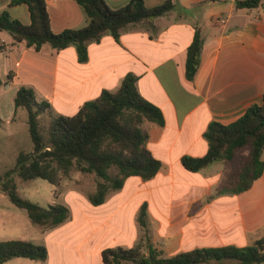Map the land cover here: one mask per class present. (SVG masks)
I'll list each match as a JSON object with an SVG mask.
<instances>
[{
	"label": "crops",
	"instance_id": "1",
	"mask_svg": "<svg viewBox=\"0 0 264 264\" xmlns=\"http://www.w3.org/2000/svg\"><path fill=\"white\" fill-rule=\"evenodd\" d=\"M104 1L117 10L130 0ZM163 1L143 0L147 8ZM236 1L243 0H173L172 11L157 18L152 28L131 25L117 39L106 34L89 43L84 63L78 61L74 46L60 51L43 46L35 51L0 32V41L7 45L0 52L5 75L0 80L3 84L12 75L4 89L12 91L13 98L20 87H30L38 100L49 103L54 115L73 116L103 91H116L131 74L139 94L163 117L161 126L145 123L146 147L161 164L157 174L149 180L127 178L99 206L74 197L75 213L62 225L41 231L46 262L64 264L66 254L73 251L78 264H95L102 262L101 252L107 248L134 247L144 235L137 220L143 205L149 244L165 257L199 248L245 247L264 237V170L247 191L218 195L221 163L196 173L181 164L183 157L207 153L204 132L209 123H233L248 107L261 103L264 0L251 9H237ZM9 2L0 0V13L6 11L28 25L27 6H9ZM45 2L53 33L86 25L74 0ZM196 30L203 45L198 69L189 81L184 74L185 55ZM18 110L13 106L6 122L14 123ZM80 231L83 235L70 245L69 238Z\"/></svg>",
	"mask_w": 264,
	"mask_h": 264
},
{
	"label": "trees",
	"instance_id": "2",
	"mask_svg": "<svg viewBox=\"0 0 264 264\" xmlns=\"http://www.w3.org/2000/svg\"><path fill=\"white\" fill-rule=\"evenodd\" d=\"M82 9L86 25L79 29H66L53 33L45 0H10L9 6L26 5L30 23L24 25L8 12L0 13V32H6L14 43L39 51L49 46L55 51L74 46L77 59H88V44L109 34L117 39L127 26L145 25L168 15L173 0L147 8L143 0H130L120 9L113 10L104 0H74ZM263 0L236 1L237 9L256 8ZM203 38L196 30L186 50L184 74L191 81L200 63ZM7 45L0 41V52ZM12 75L8 74L3 85L7 90ZM136 77L128 74L116 91H103L99 97L82 105L73 116L54 115L46 101L38 100L32 88L20 87L14 98V109H24L27 114L28 133L32 151H20L13 168L0 175V192L18 209L26 211L30 222L44 231L56 228L69 218V210L61 204L41 207L17 193L14 177L22 182L42 179L58 187L62 177L73 170L93 174L96 186L87 196L92 206H99L124 185L131 176L142 180L153 178L160 169L146 147L148 134L145 123L163 125L160 110L146 101L136 88ZM48 116L45 126L41 117ZM1 124V119H0ZM207 153L200 158L183 157V168L196 173L213 163L223 166V174L216 194H240L251 188L264 170V94L260 104L247 108L233 123L223 125L211 122L204 132ZM146 207L138 213V223L144 231L143 238L130 248H107L101 252L103 264H261L264 263V237L245 247L225 246L199 248L163 256L160 250L149 244L146 233ZM13 258H25L34 262L47 259V249L20 240L0 241V264Z\"/></svg>",
	"mask_w": 264,
	"mask_h": 264
},
{
	"label": "rangeland",
	"instance_id": "3",
	"mask_svg": "<svg viewBox=\"0 0 264 264\" xmlns=\"http://www.w3.org/2000/svg\"><path fill=\"white\" fill-rule=\"evenodd\" d=\"M4 76L0 69V78H4ZM12 109L13 93L12 91L8 93L4 86L0 85V175L13 168L18 152H31L33 147L26 123L27 114L24 109L18 108L14 123L6 122L8 118L12 117V114L8 115ZM47 122L48 116L43 115L41 117L42 126H45ZM14 180L17 184V193L21 198L41 207L51 204L64 205L69 210V216L75 213L73 211L75 209L74 197L86 201L87 196L94 192L96 186V178L93 174L80 173L75 170L68 176L62 177L58 187L42 179L22 182L19 178L14 177ZM71 192H75L76 195ZM42 230L43 228L30 222L25 210L16 208L0 192V241L20 240L47 248L44 234L41 233ZM82 235L83 231L72 235L69 238V244L74 246L78 237ZM94 263L102 264L99 260H95ZM3 264H53V261L34 262L25 258H13ZM64 264H78L73 251L66 254Z\"/></svg>",
	"mask_w": 264,
	"mask_h": 264
}]
</instances>
